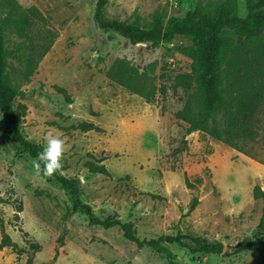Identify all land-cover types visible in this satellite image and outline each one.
<instances>
[{"label":"rangeland","instance_id":"rangeland-1","mask_svg":"<svg viewBox=\"0 0 264 264\" xmlns=\"http://www.w3.org/2000/svg\"><path fill=\"white\" fill-rule=\"evenodd\" d=\"M233 1L238 15L246 16L248 0ZM226 3L109 0L97 21V0H0L4 40L12 52L6 72L21 91L13 101L22 114L19 132L49 152L91 207L90 213L75 210L70 190L41 170L12 134L11 115L0 110V244L5 234L11 241L0 246V264H168L165 253L128 240L124 222L133 223L141 240L187 234L225 245L223 252L204 253L193 250L190 240L189 247L166 243L180 264H264V249L236 250L244 238L262 234L264 199L254 190L264 191V104L258 105L260 135L238 149L203 131L187 132L176 114L183 107L181 90H157L149 102L108 75L122 61L148 91L152 84L160 87L163 73L170 85L175 74L192 68L181 49L192 44L188 37L150 49L109 25L164 28L173 15ZM21 13L34 23L35 41L42 42L49 29L55 40L28 79L30 40L18 33ZM239 36L235 30L225 35L233 43ZM240 54L239 65L260 61L264 69V31L246 40ZM235 74H223L230 91ZM80 121L102 130L71 128ZM89 161L104 164L110 174L91 172ZM103 220L111 225L98 222Z\"/></svg>","mask_w":264,"mask_h":264},{"label":"trees","instance_id":"trees-1","mask_svg":"<svg viewBox=\"0 0 264 264\" xmlns=\"http://www.w3.org/2000/svg\"><path fill=\"white\" fill-rule=\"evenodd\" d=\"M108 3L109 0H97L95 12L97 21L101 20ZM247 7V15L241 17L237 13L234 1L227 0L225 6L220 9L197 8L184 16L173 15L168 19L164 28L144 29L131 23L122 26L111 24L109 26L120 28L133 43L147 42L150 49L157 47L161 42H172L178 35L188 37L192 44L181 49L192 59V68L190 73L175 74L170 85L167 83V79L165 80L167 74L163 73L160 87L157 88L155 84H152L148 91L139 86L137 71L134 68H128L122 61H119L118 67L110 69L108 75L145 97L149 102L155 100L157 90H160L164 95L169 86L172 87L174 94L181 90L183 95L181 94L179 99L183 101V107L176 114L188 124V133L196 130L203 131L235 148H243L242 144L254 141L260 135L258 123L261 122V119L258 105L264 104L262 62L256 61V66L253 67L247 63L239 65L242 58L240 53L245 41L259 36L264 31V0H248ZM18 18L20 20L18 33L30 40V55L27 61L25 59V75L28 79L55 40L50 36L49 29L42 37V42L35 41L32 20L24 13H21ZM233 30L240 33L238 41L235 43L225 37L226 33ZM242 36L245 37V40H242ZM11 53L5 44L4 20L0 14V110L11 115L12 134L37 160L41 170L50 171L58 182L70 190L74 198L75 210L83 208L87 213H90L91 207L78 197L77 184L64 177L63 170L49 152L41 145L26 139L19 132L22 114L13 109V101L21 94V91L9 79L6 72ZM243 60H246L245 55H243ZM231 69L237 71L232 81V91L222 84L223 74H227ZM58 89L63 93L67 92L65 88L58 87ZM71 128L83 131L102 130L100 126L91 121H80L73 124ZM88 166L91 172L110 174L104 164L89 161ZM187 183L190 184L188 180ZM254 192L256 197L264 199V191L261 187L256 186ZM198 202V198H195L192 208H195ZM98 222L106 227L111 225L106 220ZM0 224L3 228L4 223L1 218ZM122 226L128 240L136 242L139 248L150 246L165 253L168 264L180 263L175 260L173 252L166 243L177 242L182 246L189 247L190 244L186 240H190L195 245V248L191 247L193 250L204 253H220L225 247L221 242H206L199 237L187 234L164 235L157 241L141 240L135 235L132 222H124ZM259 228L262 234L255 239L244 238L236 245V250L264 249V209ZM10 242L9 235L5 234L0 246H7Z\"/></svg>","mask_w":264,"mask_h":264}]
</instances>
